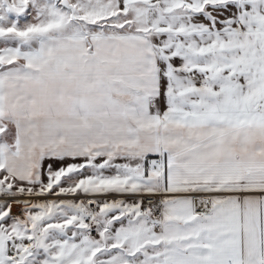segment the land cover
I'll list each match as a JSON object with an SVG mask.
<instances>
[{"label":"snow or ice","instance_id":"1","mask_svg":"<svg viewBox=\"0 0 264 264\" xmlns=\"http://www.w3.org/2000/svg\"><path fill=\"white\" fill-rule=\"evenodd\" d=\"M0 264H264V0H0Z\"/></svg>","mask_w":264,"mask_h":264}]
</instances>
